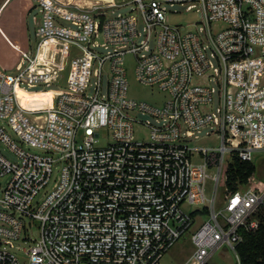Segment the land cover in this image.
Wrapping results in <instances>:
<instances>
[{
    "label": "built area",
    "instance_id": "2783aa9c",
    "mask_svg": "<svg viewBox=\"0 0 264 264\" xmlns=\"http://www.w3.org/2000/svg\"><path fill=\"white\" fill-rule=\"evenodd\" d=\"M34 2L36 51L15 45L18 74L0 66V264H162L194 227L184 264L223 248L241 264L242 232L264 221V0ZM180 8L194 28L167 22ZM128 55L163 102L129 95ZM20 84L66 91L30 107ZM236 160L256 172L232 188Z\"/></svg>",
    "mask_w": 264,
    "mask_h": 264
},
{
    "label": "rangeland",
    "instance_id": "374dc122",
    "mask_svg": "<svg viewBox=\"0 0 264 264\" xmlns=\"http://www.w3.org/2000/svg\"><path fill=\"white\" fill-rule=\"evenodd\" d=\"M4 0H0V6ZM34 0H8L3 8L0 10V26L6 31L9 38L19 47L24 50L36 51L38 38L36 36V25L34 16L41 14L40 4L34 8ZM133 5L127 4L121 8L116 9L115 13H128L131 11ZM201 15L198 11H187L184 8H180L178 12H168L167 22L172 25H179L183 29H191L195 27V24L200 20ZM53 43H48L44 49L39 54L37 62L33 66V71L36 73H46L47 65H52L54 48ZM22 54L19 50L15 49L14 46L9 42V40L4 37L0 31V66L10 72L18 74L19 71L16 69L17 63L20 61ZM27 63V62H26ZM126 67L128 70L129 78V95L137 99H145L148 101H153L156 103L163 102L167 95L157 88H151L145 86L137 81L135 75V60L133 56L128 55L126 57ZM103 72V84L106 87L109 76V62H106ZM64 76L65 72L62 70ZM63 80V79H62ZM96 78H92L94 82ZM66 91V88L60 87L56 84H51L49 86L45 84L36 85L34 87H29L25 84H20V97L22 98L25 105L34 107L45 104L46 94L51 91ZM94 90L91 87L88 91L89 94H93ZM10 133L14 134L13 131L7 126ZM202 143L214 144L216 143L215 137L211 139H203ZM31 151H39L38 148L33 146H27ZM7 156L11 159H15V156L9 151L4 150ZM61 168V163L57 162L54 166L53 177L49 185L45 190L42 191L41 196L48 191L52 184L54 183L56 177L58 176ZM211 184L209 183L208 186ZM209 192L210 189L208 188ZM28 221V220H27ZM195 228V227H194ZM193 228V229H194ZM193 229L183 235L165 254L162 264H184L188 261L193 252V243L191 238V232ZM191 261L190 264H192ZM208 264H238V259L235 253L231 251H226L224 248L218 250L209 259Z\"/></svg>",
    "mask_w": 264,
    "mask_h": 264
},
{
    "label": "trees",
    "instance_id": "16d2710c",
    "mask_svg": "<svg viewBox=\"0 0 264 264\" xmlns=\"http://www.w3.org/2000/svg\"><path fill=\"white\" fill-rule=\"evenodd\" d=\"M256 172L252 162L236 160L230 168V186L235 188L233 181L238 175L249 179ZM243 240L237 246L241 264H264V221L255 231H243Z\"/></svg>",
    "mask_w": 264,
    "mask_h": 264
},
{
    "label": "crops",
    "instance_id": "0c3cea01",
    "mask_svg": "<svg viewBox=\"0 0 264 264\" xmlns=\"http://www.w3.org/2000/svg\"><path fill=\"white\" fill-rule=\"evenodd\" d=\"M8 0H4V2L1 4V6H0V10L3 8V6L5 5V3L7 2ZM0 31H1V33H2V35L4 36V37H6L8 40H9V42L12 44V46H14V48H15V45L17 44H15L10 38H9V36L7 35V33H6V31L0 26ZM47 45V44H46ZM46 45H44V47L46 46ZM20 48H22V47H20ZM15 49H17V48H15ZM23 49V48H22ZM18 50V49H17ZM41 54H42V52H40Z\"/></svg>",
    "mask_w": 264,
    "mask_h": 264
},
{
    "label": "bare ground",
    "instance_id": "6f19581e",
    "mask_svg": "<svg viewBox=\"0 0 264 264\" xmlns=\"http://www.w3.org/2000/svg\"><path fill=\"white\" fill-rule=\"evenodd\" d=\"M51 94H52V92H50V93L46 94V96H47V95H51Z\"/></svg>",
    "mask_w": 264,
    "mask_h": 264
}]
</instances>
